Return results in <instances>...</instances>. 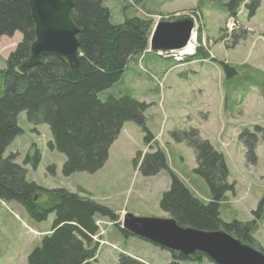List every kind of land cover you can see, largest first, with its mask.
<instances>
[{
    "label": "rangeland",
    "instance_id": "rangeland-1",
    "mask_svg": "<svg viewBox=\"0 0 264 264\" xmlns=\"http://www.w3.org/2000/svg\"><path fill=\"white\" fill-rule=\"evenodd\" d=\"M228 1L104 0L113 24L137 17L152 19L155 25L192 18L196 25L193 55L148 52L141 60L131 61L120 81L102 95L103 99L131 96L150 106L144 116L147 130L155 137L151 145L145 144L144 129L128 122L110 147L102 169L66 177L65 156L48 146L53 141L49 127L31 125L26 112L19 114L22 134L5 156L15 155L27 171V180L47 190L64 189L89 198L118 215L117 223L97 218L100 231L94 240L99 249L92 264H118L122 254L146 264H214L206 258L179 261L177 254L136 236L126 238L118 228L129 213L171 218L161 210L160 202L170 188L172 174L197 198L210 201L208 185L194 173V150L172 136L191 129L198 130L224 157L228 169V184L234 189L221 203L220 219L252 223V244L264 250V216L258 220L253 215L264 199V0L254 17L241 8L235 21L228 19ZM243 31L247 35L233 47L231 36ZM224 35L228 38L220 41ZM21 41L20 33L0 40V71ZM224 67L234 74L229 76ZM245 131L257 135L255 163L248 161L244 139L240 140ZM157 150L165 153L167 169L153 177L142 176L134 165L138 153L144 158ZM28 157L31 163L26 164ZM54 220L51 214L45 222L36 223L21 206L0 200V264H28L30 253L50 232Z\"/></svg>",
    "mask_w": 264,
    "mask_h": 264
},
{
    "label": "trees",
    "instance_id": "trees-1",
    "mask_svg": "<svg viewBox=\"0 0 264 264\" xmlns=\"http://www.w3.org/2000/svg\"><path fill=\"white\" fill-rule=\"evenodd\" d=\"M260 3L261 0H229L228 19L237 20L241 8L250 18L254 17ZM73 20L79 28L77 70L51 56L43 58L37 67L19 73L18 68L30 57L36 40L29 0H0V40L12 38L16 33L22 35V41L6 60V68L0 71L3 83L0 86V200L21 206L36 223L45 222L55 214L50 232L30 253L28 264H92L99 249V243L94 240L100 231L97 218L116 223L119 218L114 211L89 198L64 189L47 190L27 180V171L16 162L15 155L5 156L9 145L22 134L17 121L20 113L26 112L31 125L49 127L53 141L48 146L65 156L63 175L66 177L82 172L94 174L102 169L110 147L128 122L144 129L146 145L155 139L146 128L144 114L150 107L148 104L131 96L102 98L120 81L131 61H139L148 53L154 21L135 17L113 24L104 0H76ZM246 35V31L233 34L232 46ZM227 38L224 35L220 41ZM224 68L229 76L234 74L233 69ZM176 133L172 135L176 142H186L194 150L197 163L194 173L205 180L211 197L208 203L203 202L172 174L170 188L160 202L161 210L181 227L224 231L255 249L251 240L252 223H225L220 219L221 203L227 192L234 189L228 184L224 157L200 137L198 130ZM256 138L257 135L246 131L240 136L250 163L256 162ZM25 163H31L29 157ZM33 165L36 167V163ZM134 165L144 177L156 176L168 167L161 150L144 158L138 153ZM42 196L46 200L40 202ZM253 215L262 219L264 199ZM118 228L124 237L131 236ZM176 257L179 261L191 259L179 254ZM200 258L212 262L203 253H197L192 260ZM118 264L146 263L122 254Z\"/></svg>",
    "mask_w": 264,
    "mask_h": 264
},
{
    "label": "water",
    "instance_id": "water-1",
    "mask_svg": "<svg viewBox=\"0 0 264 264\" xmlns=\"http://www.w3.org/2000/svg\"><path fill=\"white\" fill-rule=\"evenodd\" d=\"M75 1L29 0L36 40L31 46L30 57L18 68L19 73L37 67L43 58L51 56L66 61L77 70L80 44L79 28L73 20ZM195 26L192 19L156 23L148 51L158 55L181 52L193 41ZM122 229L186 258L203 253L214 264H264V252L243 244L230 234L184 228L173 218L139 217L129 213L123 217Z\"/></svg>",
    "mask_w": 264,
    "mask_h": 264
},
{
    "label": "bare ground",
    "instance_id": "bare-ground-1",
    "mask_svg": "<svg viewBox=\"0 0 264 264\" xmlns=\"http://www.w3.org/2000/svg\"><path fill=\"white\" fill-rule=\"evenodd\" d=\"M184 54L193 55L194 53V42H190L188 47L182 50Z\"/></svg>",
    "mask_w": 264,
    "mask_h": 264
}]
</instances>
